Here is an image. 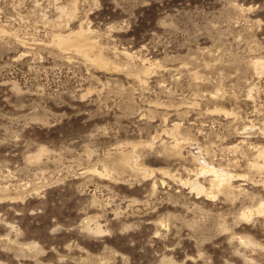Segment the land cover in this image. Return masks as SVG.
I'll list each match as a JSON object with an SVG mask.
<instances>
[{"label": "rangeland", "instance_id": "1", "mask_svg": "<svg viewBox=\"0 0 264 264\" xmlns=\"http://www.w3.org/2000/svg\"><path fill=\"white\" fill-rule=\"evenodd\" d=\"M0 264H264V0H0Z\"/></svg>", "mask_w": 264, "mask_h": 264}, {"label": "bare ground", "instance_id": "2", "mask_svg": "<svg viewBox=\"0 0 264 264\" xmlns=\"http://www.w3.org/2000/svg\"><path fill=\"white\" fill-rule=\"evenodd\" d=\"M62 40H63V38H62ZM62 40H61V41H62ZM65 42H66V41H65ZM65 42H64V43H65ZM60 43H61V42H60ZM61 44H63V43H61ZM102 61H103V60H102ZM128 163H129V162H128ZM221 175H222L221 173L216 172V176H217V177H220ZM222 176H223V175H222Z\"/></svg>", "mask_w": 264, "mask_h": 264}]
</instances>
